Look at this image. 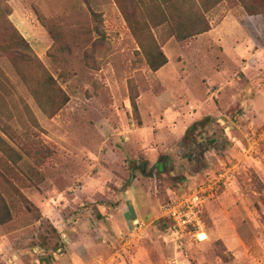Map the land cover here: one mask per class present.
Wrapping results in <instances>:
<instances>
[{
    "label": "rangeland",
    "instance_id": "rangeland-1",
    "mask_svg": "<svg viewBox=\"0 0 264 264\" xmlns=\"http://www.w3.org/2000/svg\"><path fill=\"white\" fill-rule=\"evenodd\" d=\"M0 264H264V0H0Z\"/></svg>",
    "mask_w": 264,
    "mask_h": 264
},
{
    "label": "built area",
    "instance_id": "built-area-1",
    "mask_svg": "<svg viewBox=\"0 0 264 264\" xmlns=\"http://www.w3.org/2000/svg\"><path fill=\"white\" fill-rule=\"evenodd\" d=\"M206 203L203 194L185 196L165 207V216L178 231H185L199 237L203 231L202 208Z\"/></svg>",
    "mask_w": 264,
    "mask_h": 264
},
{
    "label": "trees",
    "instance_id": "trees-1",
    "mask_svg": "<svg viewBox=\"0 0 264 264\" xmlns=\"http://www.w3.org/2000/svg\"><path fill=\"white\" fill-rule=\"evenodd\" d=\"M193 1V0H191ZM251 11H256V9H252ZM209 29L208 24L203 23L201 18H196L195 20H188L186 22L176 20L173 26V32L175 33V37L179 40H185L191 37H194L197 34H201L207 32ZM167 63V58L165 54L158 50L156 53L150 55L149 58V66L153 71H157L161 67H163ZM196 124H192L187 132L186 137L193 131Z\"/></svg>",
    "mask_w": 264,
    "mask_h": 264
},
{
    "label": "bare ground",
    "instance_id": "bare-ground-1",
    "mask_svg": "<svg viewBox=\"0 0 264 264\" xmlns=\"http://www.w3.org/2000/svg\"><path fill=\"white\" fill-rule=\"evenodd\" d=\"M203 235V234H202ZM202 235H200V236H202Z\"/></svg>",
    "mask_w": 264,
    "mask_h": 264
}]
</instances>
